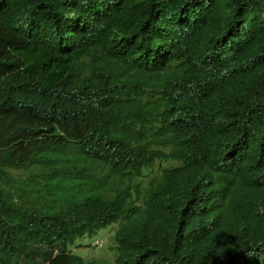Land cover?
<instances>
[{
  "label": "trees",
  "instance_id": "obj_1",
  "mask_svg": "<svg viewBox=\"0 0 264 264\" xmlns=\"http://www.w3.org/2000/svg\"><path fill=\"white\" fill-rule=\"evenodd\" d=\"M120 217L114 264H264V0H0V264Z\"/></svg>",
  "mask_w": 264,
  "mask_h": 264
},
{
  "label": "clouds",
  "instance_id": "obj_2",
  "mask_svg": "<svg viewBox=\"0 0 264 264\" xmlns=\"http://www.w3.org/2000/svg\"><path fill=\"white\" fill-rule=\"evenodd\" d=\"M155 147L157 149L164 150L166 152L169 150L168 147H162V146H155ZM152 163H154V167H153L152 171L157 173V174H159L161 172L163 166H166V165L167 166L178 165V162L175 161L172 157L156 158V159H154L152 161ZM103 172H105L106 175L102 174V181L100 182V186H101L102 190H101L100 194L94 193V196H98L100 198L107 199V200H112L120 192L119 187H121L124 182H126V181H133L134 182L135 180L140 179V177H143L145 180H148L151 177V175H153L152 173H149L150 172L149 170H147V171H144L143 173H139V174H136V175L132 176V178H130L127 174L119 176L117 174L112 173L109 170V167L107 165L104 166ZM13 175L14 176H18V175H15V174H13ZM160 177H161V173H160ZM29 188H31V189H40L39 186H36L34 184L29 185ZM87 191H88V187L86 189H84V191L81 194H86ZM134 203L135 202H133V204ZM123 225H125V222L120 217V218H118L116 220H113V221H111L109 223H106L104 225L98 226L97 228L94 229V233L92 234V235H94L95 232L100 230V229H105L107 227L113 228L112 229V240L113 241H112V244H111V249L113 251V255H114L113 259L114 260H115V257H116L115 234L117 233L119 228L121 226H123ZM99 240L101 241V243H100ZM91 242H93L95 245H102L103 244V240L99 239V238H96V237L93 238L92 240H90L87 243V245L90 244ZM76 244H81V242H77L76 241ZM76 244L71 245L69 250L72 253H76L78 255H81L84 258V260L86 261L87 264H89V262L92 263L90 260L85 259V255L84 254H80V253H78L76 251V250L79 249V247H76Z\"/></svg>",
  "mask_w": 264,
  "mask_h": 264
},
{
  "label": "rangeland",
  "instance_id": "obj_3",
  "mask_svg": "<svg viewBox=\"0 0 264 264\" xmlns=\"http://www.w3.org/2000/svg\"><path fill=\"white\" fill-rule=\"evenodd\" d=\"M12 174L18 176L25 175V173L21 170H14L12 171ZM112 229L113 228L111 227H107L105 229L96 231L95 234L90 237L78 238L77 242H81V244H76V247H79V249L76 251L80 254H84L85 259L90 260L94 264H113L112 261L114 260V255L111 249V244L113 241ZM95 237L102 239L103 244L95 245L93 242H91L87 245V243Z\"/></svg>",
  "mask_w": 264,
  "mask_h": 264
}]
</instances>
